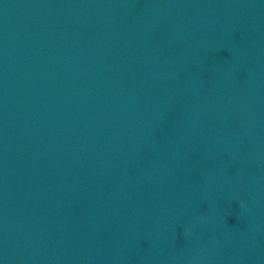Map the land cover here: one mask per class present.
<instances>
[{
    "label": "water",
    "instance_id": "obj_1",
    "mask_svg": "<svg viewBox=\"0 0 264 264\" xmlns=\"http://www.w3.org/2000/svg\"><path fill=\"white\" fill-rule=\"evenodd\" d=\"M0 264H264V0H0Z\"/></svg>",
    "mask_w": 264,
    "mask_h": 264
}]
</instances>
